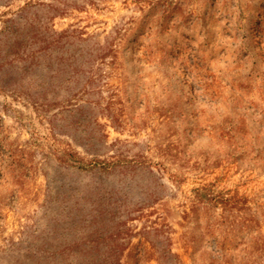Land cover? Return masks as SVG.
<instances>
[{
  "label": "rangeland",
  "instance_id": "1",
  "mask_svg": "<svg viewBox=\"0 0 264 264\" xmlns=\"http://www.w3.org/2000/svg\"><path fill=\"white\" fill-rule=\"evenodd\" d=\"M35 13L91 106L0 91V264H264V0H0V28ZM102 134L112 172L71 167Z\"/></svg>",
  "mask_w": 264,
  "mask_h": 264
},
{
  "label": "trees",
  "instance_id": "2",
  "mask_svg": "<svg viewBox=\"0 0 264 264\" xmlns=\"http://www.w3.org/2000/svg\"><path fill=\"white\" fill-rule=\"evenodd\" d=\"M26 11L29 9L21 10L17 17L25 19ZM73 37L75 31L56 32L38 13L25 24L16 19L5 21L0 28V91L18 93L38 106L60 108L61 112L54 117L66 113L79 115L90 107L88 95L95 60L86 61L78 53L73 47ZM77 99L83 103L73 104L72 101ZM50 123L54 126L52 119ZM96 124L100 126L97 121ZM105 138L103 134L100 140L93 136L88 141L73 137L75 143L94 159L86 162L71 155V167L84 173L112 172L115 163L98 158L107 152ZM255 244V261L264 263V235L261 232H258Z\"/></svg>",
  "mask_w": 264,
  "mask_h": 264
}]
</instances>
